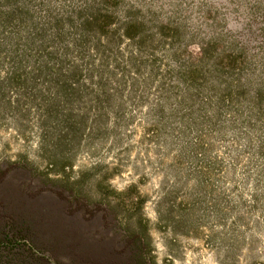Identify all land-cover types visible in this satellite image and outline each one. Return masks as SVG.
<instances>
[{"label":"rangeland","instance_id":"obj_1","mask_svg":"<svg viewBox=\"0 0 264 264\" xmlns=\"http://www.w3.org/2000/svg\"><path fill=\"white\" fill-rule=\"evenodd\" d=\"M107 1L118 19L90 53L120 67L122 96L82 82L45 115L36 102L14 115L3 93L0 264H264V124L245 104L257 92L264 105V0ZM128 9L149 18L144 46L115 30ZM246 79L251 93L233 90ZM177 85L185 104L161 97Z\"/></svg>","mask_w":264,"mask_h":264},{"label":"trees","instance_id":"obj_2","mask_svg":"<svg viewBox=\"0 0 264 264\" xmlns=\"http://www.w3.org/2000/svg\"><path fill=\"white\" fill-rule=\"evenodd\" d=\"M74 1L69 0L67 5L56 7L50 0H0V70L4 69L6 74L5 77H0V106L4 91H9L13 98L7 101V107L12 109L14 115L26 102H36L40 115H45L41 105L44 107L52 102L67 103L68 100L82 97L80 89L87 87L82 82L89 85L92 83L93 86L90 87L101 91L107 101L123 95L126 84L123 81L125 75L118 71L120 67H108L103 53H90L92 45L99 46L100 49L109 43L105 36L109 32V26L118 19L116 7L112 9L107 0H82L79 4H74ZM148 19L146 15L128 9L115 30L122 29V36L141 47L152 34L149 32L152 31V26ZM162 29L171 28L165 25ZM134 59L131 53L129 61ZM201 69L209 78L216 79L220 76L219 67ZM197 72H200V67H192L184 69L181 76L196 78ZM35 74L47 78L50 86L52 84L56 90L50 92V87L48 91L36 89L39 78ZM114 79L116 81L113 82ZM250 87L248 79L242 82L237 80L233 90L236 88L241 89V92H249ZM181 89L184 90L181 85L173 88L162 86L160 94L164 99H170L182 96ZM130 93L133 94L131 90ZM96 94L91 92V96ZM257 94L254 92L253 103L245 102L250 106L247 121L262 127L264 105L257 99ZM178 96L179 101L176 103L182 105L187 102L185 97ZM166 105V101L160 103L158 113H163ZM236 105V113H239L243 103L239 101ZM68 118L69 115H65V121L69 122ZM73 126L74 124L69 125L70 130ZM31 221L28 218L7 221V224L31 228Z\"/></svg>","mask_w":264,"mask_h":264}]
</instances>
